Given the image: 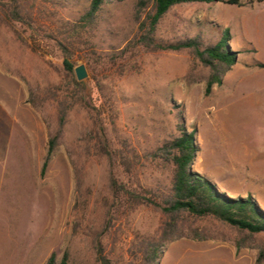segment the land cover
<instances>
[{
    "label": "rangeland",
    "instance_id": "obj_1",
    "mask_svg": "<svg viewBox=\"0 0 264 264\" xmlns=\"http://www.w3.org/2000/svg\"><path fill=\"white\" fill-rule=\"evenodd\" d=\"M33 1L39 31L0 24V264H46L52 252L60 260L66 250L69 264H100L99 239L112 264H148L143 242L157 238L164 216L153 205L121 207L110 172L165 194L173 167L159 148L183 128L195 132L193 170L264 210V0L183 3L161 19L156 36L166 43L200 37L214 44L229 29L237 60L209 95L210 70L192 49L150 50L135 42L141 31L134 0L108 2L92 25L75 29L90 0ZM57 39L74 51V71L84 67L86 75L76 71V78L89 87L91 111L112 149L137 154L130 173L116 157L98 154L92 112L73 97ZM62 102L66 121L43 173ZM185 225L209 238L170 241L157 264H255L264 240L260 234L254 245L238 246L237 231L211 217Z\"/></svg>",
    "mask_w": 264,
    "mask_h": 264
},
{
    "label": "trees",
    "instance_id": "obj_2",
    "mask_svg": "<svg viewBox=\"0 0 264 264\" xmlns=\"http://www.w3.org/2000/svg\"><path fill=\"white\" fill-rule=\"evenodd\" d=\"M33 0H0V24L11 26L14 22L27 25L31 30L39 31L40 26H35ZM123 0H90L89 7L80 16L77 22L71 26L75 29L78 26L86 27L92 25L100 13L104 4L108 2H121ZM225 2L228 4L242 5V0H134L135 20L139 24L138 37L135 42L150 50H182L192 49L196 57L210 70L205 93L209 95L215 84H221L223 75L237 60V53L230 49L229 29H225L223 36L214 44H207L200 37L187 38L175 43L159 41L156 33L161 19L178 4L183 3H212ZM262 1V0H258ZM23 40V39H22ZM63 54V65L66 76L75 85L73 97L75 101L85 106L95 121L97 130L94 133L95 147L98 154L112 160L116 157L119 163L131 172L135 167L134 157L137 156L127 146L122 149H112L107 137L106 129L100 115L94 113L90 102V89L83 82L78 81L74 71V51L69 43L57 39ZM264 68V63H259ZM59 112L60 129L51 134L48 139L46 156L42 166L44 173L48 163L52 159L62 135V127L66 121L68 107L63 103ZM183 127V125H181ZM181 135L163 144L159 150L163 153L164 162L173 167L172 178L168 191L159 194L151 188L140 185H129L120 180L112 169L110 172V187L115 199L120 201L121 207L136 208L139 205H153L160 209L164 219L160 226L161 232L156 239L143 242V252L146 255L148 264H157L161 257L163 246L170 241L184 236L199 239H207L209 235L203 231L190 226L186 231L185 223L188 219H199L211 217L229 227L235 229L238 237L235 243L238 246L254 245V239L260 234L264 235V210L253 199V197H231L226 192L219 190L217 185L202 174L193 170V162L198 151L195 142V132H187L184 128ZM153 156L158 154L152 153ZM78 200L74 209L78 206ZM81 226L80 222L73 225V233H77ZM97 259L100 264H112L111 259L105 254L101 240H97ZM264 262V240L260 243V252L255 264ZM46 264H69V252L66 250L60 260L57 254L52 252Z\"/></svg>",
    "mask_w": 264,
    "mask_h": 264
},
{
    "label": "water",
    "instance_id": "obj_3",
    "mask_svg": "<svg viewBox=\"0 0 264 264\" xmlns=\"http://www.w3.org/2000/svg\"><path fill=\"white\" fill-rule=\"evenodd\" d=\"M76 71H77L79 77L86 75V72H85L84 67H81L79 69H76L75 72Z\"/></svg>",
    "mask_w": 264,
    "mask_h": 264
},
{
    "label": "bare ground",
    "instance_id": "obj_4",
    "mask_svg": "<svg viewBox=\"0 0 264 264\" xmlns=\"http://www.w3.org/2000/svg\"><path fill=\"white\" fill-rule=\"evenodd\" d=\"M227 131V130H226ZM228 133L230 134V131L228 130ZM231 135V134H230Z\"/></svg>",
    "mask_w": 264,
    "mask_h": 264
}]
</instances>
